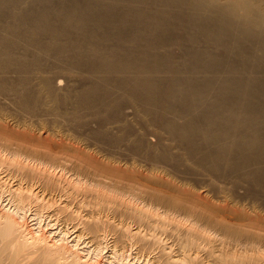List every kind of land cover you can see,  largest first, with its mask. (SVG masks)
<instances>
[{
    "label": "bare ground",
    "instance_id": "bare-ground-1",
    "mask_svg": "<svg viewBox=\"0 0 264 264\" xmlns=\"http://www.w3.org/2000/svg\"><path fill=\"white\" fill-rule=\"evenodd\" d=\"M123 1L124 0H32V2L28 1V5L26 0H0V95L3 94L5 95L4 97L10 96L16 99V101L14 100L16 102L15 110L17 109L15 113L19 112L17 114L22 119V121L20 120L22 123L19 124L18 122L17 125L21 126L22 124L21 129H24L25 132H30L25 133V136L29 135L31 137V139L25 141V143L29 145H26L22 149V145H18L19 148H9L11 150H5L10 144L4 145L1 143L0 145L3 144L6 147L4 149V146H2V148L0 146V155H2L0 157V166L3 167L4 164H6L7 166H5L8 169L13 167L18 171L26 170L24 171L25 173H17V176L19 175L21 178L23 176L25 177L22 178V180L24 179V184L25 180L31 182L30 179H28L30 177L26 179L28 176L27 174H30L29 176H32L34 179L37 176L41 177V179L47 177V180L45 179L47 182L43 179L47 183H45L47 188L48 186L51 187L54 186L55 183H58V179L60 180L58 177L59 175H52L53 172L51 169L55 168L54 170H56L59 165L53 167L54 164L52 165L50 162L54 161L53 163H55V161H58L57 155L55 156L54 154L56 153L54 148H62V145L65 144L63 143L65 140L62 141L63 137H61L63 133L55 131L52 128V130H50V128L45 129L48 128V126H44V123L43 125L38 124L41 123L38 119L37 125L31 124V121L26 123V120L31 117L34 119L36 110L39 108L42 109V107L45 108L46 106L44 107L43 104L45 103L46 105L47 102L48 104L52 103L50 106L47 105L48 110L56 115V112L59 110V108L56 107L61 100H63L59 97L60 94L57 92L59 94L57 95L56 93L59 85L61 86L60 79L57 80L56 75H61L57 74L60 71L66 72L69 69H75L85 74L86 83H83L84 86H81L82 89L80 88L81 90L76 93L73 105H71L72 103L70 104L72 108L70 109L71 111H66L74 118L78 113L80 114L83 111H89V113L96 111V114L99 115L100 118L98 119L99 123L109 119L110 113L107 111L110 108L116 109V105L114 106V104H112L114 99L111 100L113 94L119 93L120 95L117 99L122 100V87L124 88L127 86L126 88H129V90L127 89L128 91L125 92V95L135 104L138 112L148 119L149 124L154 127L158 126L160 130L164 131L172 141L183 149L182 151H184V154L181 153L182 155H185L188 159L195 160L194 164L204 169H209L210 172L214 173L217 168H222V166H229L236 171L240 169L241 172H243L242 169H248L241 177L250 182L257 181L264 186V167H262L264 164V85H260L257 79V81L247 80L248 82H245L243 80L244 78L240 80L237 78L238 76L235 77L236 74L238 75V71L241 72L246 69V65H242L246 60H255L258 63L264 64V0H156V2L152 1L153 3L151 0H141L139 3L142 4V2H146L145 6H147L149 2L150 4L152 3L151 7L155 5V10L142 12L138 10L139 8L137 9L135 7L134 3V5L130 6H134L136 8L135 11H128L127 16L125 14V17L122 19ZM134 1L136 4L138 3L136 0ZM134 1L132 0V2ZM23 4H27L28 9H26L27 6L21 8L20 6H23ZM184 6L188 7L191 13L179 11L181 7ZM199 13L206 15V17H197L196 15ZM129 21L134 25V27H130L137 28L138 30L136 31L137 33L134 31L133 37L131 36V38L127 39V36L123 33L124 30L122 32V25L125 26ZM129 24L130 23H128V25ZM128 25H126V27ZM229 29L233 31V35H227L226 32H228ZM175 30L184 32L185 37L182 38L180 35H174L173 31ZM200 37L205 38L209 43L212 42L213 45L224 51L223 54L225 58H223L226 60V64H224L225 69L219 68L218 70V66L221 63L220 61L223 62L219 54L212 57V55H208L209 52L206 53L204 50H201L202 47L199 48V43L201 41ZM123 39L128 41L127 44L130 42L131 46L132 44L134 45V48H130L128 51L125 49L127 51V56L125 57L127 58H124V62L122 61ZM184 42L189 45L188 48L184 47ZM243 43H247L252 47L257 46L258 50L260 48L261 54H259V57L256 58L255 56L253 59L249 54L250 52H246L241 46ZM176 46L182 49L184 66L187 69H185L183 73H205L208 75L211 74V76L207 75L208 77L201 80H194L195 78L191 77L192 79L187 82L176 77L171 80L168 79L167 81L164 79L161 80L160 78L157 79L156 76L161 71H169L177 76L176 73H182L181 71L184 70L181 69L180 71L179 67L170 61L171 55L169 49ZM156 50H166L167 52L166 54H164V52V56L162 57L152 56L151 53ZM258 50L257 53L259 52ZM134 55L140 56L138 57L139 59L137 58V60H134L136 59L135 57H137H134ZM236 58H239L240 61ZM122 66L124 68H122ZM215 67H217V70ZM54 70L59 72L52 73ZM225 70H227L226 73L232 75V77L230 79L225 78L226 80L223 79L221 82L219 80L217 81L220 72L222 71V73H225ZM236 70L238 71L236 72ZM247 72L249 71L247 70ZM129 74H131V76ZM243 74H246V71H243ZM247 76L250 77V75ZM11 77H13L14 80H12ZM61 89L64 90L63 88ZM227 89L230 90V92H227ZM185 91H188L190 94L185 95ZM66 95L64 94V96ZM67 102L70 101L67 100L63 104L67 105ZM63 104L59 105L63 106ZM44 110L42 109V111ZM78 110L83 111L78 112ZM110 111L111 110H109V112ZM81 115L83 116V114ZM26 116H28V118ZM49 116L51 118L50 114ZM94 116H92V118ZM25 117L26 120L24 119ZM52 117L55 118L53 115ZM85 117L86 116H84V118ZM13 118L16 119L14 116ZM57 118L58 116L55 119ZM77 119L76 117V120ZM93 120L95 121V119ZM32 121L36 120L34 119ZM89 121L92 122L91 120ZM1 122L4 123V120L0 118V124L3 125ZM5 123L2 127L0 125L2 131H6V126L10 125V123L7 125H5ZM28 129H35V134L37 132L39 134H37L38 139L32 137L33 135L31 133L33 130ZM9 130L11 133L13 132V130L11 131L8 127L7 133H10ZM43 131L51 133L50 136H48L47 133L45 135ZM61 133L62 135H60ZM51 135L56 136V141L59 142L54 140L49 141ZM64 135L68 136V134ZM35 139L38 140L39 145L41 143L44 147H37L38 149H36L35 146L31 145V142L35 141ZM224 140H230V142ZM20 141L23 140L20 138ZM17 144H14V147H16ZM209 145L212 149L208 148L210 147ZM12 146L10 145V147ZM151 157L153 158L154 156ZM48 160H51L48 164L49 166H45L43 163L44 161L48 163ZM252 166L254 168H251ZM60 167L64 169L63 166ZM218 170L217 172H222ZM217 172L216 174H218ZM234 173L236 172L234 171ZM222 174L225 175V172ZM222 174L219 176L222 177ZM63 175L60 177H63ZM21 178L16 177L18 181ZM71 181H76L74 182V186L71 183L72 187L76 190V187H79L80 180L77 181V179H73ZM60 183L61 181L59 184ZM18 184V186L14 185V187L16 186L15 188L8 186V188L3 189V186L0 187V201L5 203L2 208L0 207V264L4 259L9 261V264H64L63 262H65V264H134L132 262L129 263V260L126 261L123 253L119 254V251L117 252L114 249L120 245V250L125 251L127 245H124L128 244L127 241H129L130 244H137L139 242L145 243L146 239L141 233V236H139V231H137V234L133 232L131 234L130 231L128 232L127 228H124L126 226L124 225V227H121L123 230L125 229L126 232L121 229V233H118L120 236L118 234L116 235L120 238H117L113 226L112 228L114 231L108 228L110 227V223L108 227H106L103 223L104 220L101 221L96 217L94 219L92 218L88 223H85V221L81 222V220L80 224H78L81 225V229L79 231V228L76 230L74 229L73 233H76V235L73 234L74 237L70 239L60 228H58L57 231L55 227V233L53 232L54 229H51V227L49 231L44 229L48 226H52L50 225L51 222L47 223L45 227H42L40 222L30 225L32 227H29L25 224V219L27 217L33 218L34 221L43 216L41 215V211L43 212V210H41L39 206V208L37 207L38 201H42V198L40 199L42 194L39 191L41 194L39 196V193H35V191L31 190L30 186V188H28L24 187L26 185L22 186L20 183ZM30 184L27 183V185ZM173 192L177 194V186L176 190ZM44 194L42 196H44ZM183 195L188 196L187 192L186 194L183 193ZM190 196L192 195L189 194L188 198L191 200L192 197L190 198ZM198 196L197 194L193 197L196 198V200H191L193 206L197 208V211L195 208H192L193 206L190 208L180 203L178 205L177 203H173L174 206L176 205L174 208L185 211L184 214L186 216L183 217L184 219L185 217L188 218L186 223L190 226L185 228L184 231V228L182 230L180 224H178L177 226H180V230L176 229V226V231L174 229L175 232L172 233V235L176 234L178 236L177 239L181 238V240L182 236H184L185 238H183L185 240H182L183 242L180 240L177 241L178 245L176 251L169 248L166 250L167 252H165V250L161 252L160 250V253H158L153 260L157 264H244L243 262L245 259L249 261V264L251 261H257L259 254H263L260 252L264 250L263 216L259 215V213H257L258 211L256 212L252 207L250 211H247L248 208H242L241 210V208H237L239 206H233L231 203L227 204L228 201L224 204L222 201L224 197L220 200L222 201V206H219L220 203L218 205L209 204L210 202L209 200V203L207 202V198ZM117 202L118 201H116V203ZM233 203L234 202H232V204ZM41 204L40 202L39 205ZM120 204L121 203H119V206ZM128 204V206H130L131 203L128 201ZM124 205L126 204L124 203ZM133 205L135 204L133 203ZM169 206L167 209L171 208L172 205ZM213 206L214 208H212ZM152 207L154 208V206H151V212ZM49 208L48 206V209ZM130 208L131 207H125L127 210H130ZM142 208L145 210L146 206ZM31 210H33V213H31ZM99 210L101 209H98V211ZM123 211L125 210L123 209ZM57 212L59 213L58 210ZM130 212L131 211L128 213ZM132 212L134 217L139 218V220L135 218L139 222H141L143 218L149 219L152 215L156 216V213L150 214L147 210L143 211L139 208L132 209ZM161 213L163 214V212ZM159 216L160 214L156 217ZM217 216H219L218 220L216 219ZM46 220L48 219L46 218ZM131 220H133V218ZM149 220L152 221H147H156V219H154V221L153 219ZM228 220L234 222V224H229L227 222ZM161 221V219L158 221L161 226V228H158L162 231V229H164L162 228L163 225H166L164 222H162V224ZM142 222L145 227L146 223L144 220ZM170 223L172 224L171 220ZM140 224L142 225V223ZM150 224H147L146 229H148V225ZM54 225L56 226L57 224L55 223ZM74 228H76V226ZM119 229L120 228H118V230ZM159 229L155 231L157 232ZM122 231L129 236L122 235L124 234ZM149 231L150 229L148 232ZM164 231L165 229L163 232ZM84 236H88L89 247L84 248L83 246L82 248L81 246V248H79L80 240L83 239ZM150 236L152 238L151 241L149 240ZM150 236L148 237L149 242L147 240V247L145 246V248L144 244L142 247L140 246V252L144 248L143 250L148 254L152 248H155L153 245L160 243L161 240L158 239L153 232ZM175 237L172 238L174 239ZM122 238L125 239L122 241ZM169 238H171V236ZM215 242H218V246H222V250H224L223 247H226L227 250L225 248L224 251H218V247L215 250ZM85 244L87 246V243ZM243 245H249L250 248H240V252L234 249L242 247ZM207 246L210 247V249L207 248V250ZM204 248V251H206V253L203 252L205 256H201V252ZM228 249H234V252L236 251L239 254L236 255L235 253H231L233 251L231 250V252H229ZM219 250L221 249L219 248ZM256 252L259 253L258 256ZM244 253L245 255L249 253L250 256L255 253L256 259H249L247 255L245 258V255H243ZM262 259H264V257H262ZM262 259L260 258V260Z\"/></svg>",
    "mask_w": 264,
    "mask_h": 264
},
{
    "label": "rangeland",
    "instance_id": "rangeland-1",
    "mask_svg": "<svg viewBox=\"0 0 264 264\" xmlns=\"http://www.w3.org/2000/svg\"><path fill=\"white\" fill-rule=\"evenodd\" d=\"M28 1L32 2V0H28ZM28 1L26 0V3ZM124 1L122 3V15H123L122 19L125 17V14L127 16L128 11L134 12L136 8L137 9L139 8L138 10L142 11V12L143 11L144 12L145 11H152L153 9L155 10V8H156L155 5L153 7H151L152 3L156 2V0H151V2L153 1L151 4L148 1L149 3H147V6H145L146 2L145 3L142 2V4H141V3H139V1H141V0H136L138 2L137 4H139L141 7L139 5H137L134 0H133L134 2H132V0H124ZM158 1H160V0H158ZM158 1H157V4H158ZM29 2H28V5H29ZM134 3H135L136 8L134 6H130V5H134ZM28 5L23 4V6H20V7L23 8V7L27 6L26 9H28ZM127 6H128V8H127ZM129 7H131V8H129ZM132 7H134V8H132ZM142 7H144V8H142ZM141 9H143V10H141ZM179 11H182L184 13H191L190 9L188 7H185V6L181 7V10H179ZM196 16L199 18H205L206 17V15L200 14V13L197 14ZM128 23H130V24L128 25ZM128 23H126L125 26L122 25V32L124 30L123 33L125 34V36H127V39L131 38V36L133 37L134 31L136 32L138 30L137 28H131L130 27V26L134 27V25L131 21H129ZM126 25H128V26L126 27ZM135 27H137V26H135ZM226 33H227V35H233L232 34L233 31L231 29H229V31ZM173 34L174 35L176 34V36L180 35V37H182V38L185 37V35H184L185 33L181 32L179 30L173 31ZM125 36H124V38H125ZM200 39H201V41L199 43L200 44L199 48L202 47L201 50H204L206 53L209 52L208 55H210V56L212 55V57L219 54L220 58L223 59V62L220 61L221 63L218 66V70H219V68L225 69L224 64H226V60H224V58H225L224 54H223L224 51L221 48L213 45L212 42H210V43L207 42V40L205 38L200 37ZM127 42L128 41H125L124 39L122 40V61L123 62L125 60L124 58H127V57H125V56H127L126 52L130 48H134L133 44L131 46L130 42H129L130 45L127 44ZM183 45L186 48L189 47V45L186 42H184ZM241 46L244 48V50L246 52H250L249 54L251 55V57H253V59L255 56L257 58V57H259V54H261V51H260L261 49L259 48V50H258L257 46L252 47L247 43L246 44L243 43V44H241ZM256 48L260 53L259 52L257 53ZM169 50H170L169 52L171 55L170 61H172L174 65L178 66L180 71H181V69H184V70L181 71L182 73H180V72L176 73V75L179 77L173 75V73H170L169 71H168L169 72L168 73L166 70H164L166 72L161 71L163 73L160 72L161 73V74L159 73L160 75L157 74V76H156L157 79L160 78L161 80L164 79L167 81L168 79L171 80L172 78L176 77V78H180V79L184 80L185 82H187L188 80L192 79L191 77H194L195 78V79L193 78L194 80H201V79H205V77L211 76V74L208 75L205 73H195V74L183 73L185 71L186 67L184 66L185 63L183 61L184 59H183L182 49L176 46V47L170 48ZM210 51H212V52H210ZM166 52H167L166 50L165 51H163V50L157 51L156 50V51H153L151 53V55L157 56V57H162V56H164L163 53L166 54ZM153 53H154V55H153ZM135 56H137V55H134V57ZM138 57H140V56H137V57H135L136 59H134V58L133 59L137 60ZM236 59L238 61H240L239 58H236ZM244 64L246 65V67H245L246 69L245 70L239 69V70H242L241 72L236 70V72L238 71L237 72L238 75L235 73L236 74L235 77L238 76L237 78H239L240 80H242L244 78L243 80L245 82L247 80L250 81V80H256L257 79L258 81L257 80L256 81L259 82L260 85L263 86L264 85L263 84L264 83V64L258 63L255 60L254 61H251V60L247 61L246 60L245 63H242V65H244ZM240 67H241V65H240ZM122 68H124V67L122 66ZM215 69L217 70V67H215ZM247 70L249 72H247ZM126 71H128V70H126ZM226 71L227 70H225V73H222V71L220 72V74H219L220 76H218V79L216 78L217 81L219 80L221 82L225 78L230 79L232 77V75L227 74ZM243 71H246V74H243ZM53 72L55 73V72H59V71L54 70V71H52V73ZM60 72L57 74L58 75L61 74V75H59V76L56 75V79L57 80L60 79L59 81L61 83V86L59 85V88L57 87L58 89H57L56 93L58 92L60 95L58 93H57V95H59V97H61L63 100L65 98V100L64 101L61 100L62 103L60 102L59 104H63L67 100L70 102H67V105L63 104V106L62 105L60 106L58 104L56 108H59V110L56 112V115L48 110L47 105L50 106V105H52V103L49 102L50 104H48V102H47L46 105H45V103L43 104L44 107L46 106L45 108L42 107L43 110L45 109L44 111H42L41 108L36 110V112H35L36 116H34L35 117L34 119L36 121H32V120H34L33 117H31L29 119L28 116H26L29 121L26 120V117L24 118L26 120V123H29L31 121L30 122L31 124L33 123L36 125H37V122H38L37 119H38V120H40L39 122H41L38 124L43 125V123H44V126L45 125H46V127L48 126V128H45V129L50 128V130L53 129L55 131L63 133V135H62V133L60 135H62L61 136V137H63L62 141L65 140L63 143H65L66 145L65 144L62 145V148H59V147L54 148V151H56V153H54V154H55V156L57 155L56 157L58 158V161H55V163H53L54 161L50 162L51 160L50 161L48 160V163H46L47 161H44V163H43L45 166H49L48 165L49 162L52 163V165L54 164L53 167H56L57 165H59V166H57L59 169L56 168V170H54L55 168H53V169H51V171L53 172L52 175H54V176L59 175L58 177L60 178V180L58 179V183H55L54 186H51V187L48 186V188H47L45 186V183L47 182L46 181L47 177L44 176L46 180L44 178L41 179V177H38V176L35 177V179H34L32 176H29L30 174H27L28 176L26 177V179L28 177H30L28 179H30L31 182H29V180L28 181L25 180V184H24V179L22 180V178L24 176L21 178V176H19V175L17 176V173H21V172L25 173L24 171H26V170L18 171L16 169H14L13 167L8 169L6 167L7 166L6 164H4L3 167L0 166V187L3 186L2 187L3 189L8 188V186H10L11 188H15L16 186L19 185L18 183H20V185H22V186L26 185L24 187H28V188L31 187V190L35 191V193L38 192L39 196L41 194L43 195L45 193L44 196L41 195L40 199L42 198L41 199L42 201L39 200L38 205H37V207L39 206L40 209L43 210V212L41 211V215H43V216L40 217V219H37L34 221H33V218L31 219L30 217L29 218L27 217L25 219V224H27V226L32 227L30 225H33L35 223L37 224V222H40V225L42 227H45V225L47 223L51 222L50 225H52V226H48L44 229L49 231L50 227H51V229L52 228L54 229L56 227L57 231H58V228H60L61 231H63V233H66L67 237H69V239H70V238L74 237L73 234L76 235V233H73L74 229L76 230L77 228H79L78 231L81 229V227H80L81 225H78V224H80L81 220H82L81 222L85 221V223H88L92 218L94 219L95 217L97 219L99 218V220H101V221L104 220L103 223H104V225H106V227H108V224L110 223V227H108V228L109 229L110 228L115 229V232H114L115 236L118 233L119 234L121 233V229L123 230V228L121 226L124 227V225H126L124 228L125 229L127 228L128 232L130 231L131 234H132V232L137 234V231H139L138 232L139 236H141V234H143L144 238L146 239L145 240L146 242L145 243L139 242L137 244H130V242L126 240L128 244L124 245V246L127 245V247L125 248V251L124 250L121 251L120 245H118V244H117L118 247L114 250H116L117 252L119 251V254L123 253L124 258L126 259V261L129 260V263L132 262L134 264H145V263L146 264H157L153 259H154V257L157 256L158 253H160L159 252L160 250H161V252H163L164 250H165V252H167L166 250L169 248L172 250L174 249L173 251H176V248L178 245L177 241L178 240H180V241L185 240L184 236H182V240H181L180 237H179L180 239H177L178 236L176 234L172 235V233H174L176 231V229L180 230V226H181L182 230L184 228V231H185V228H188V226H190L188 223H186V220H188V218L185 217V219H184V217H183V216H186L184 214L185 211L182 209L174 208L176 205L174 206L173 203H175V204L177 203V205L180 203L181 205H186V206L191 208L193 206V203L191 200H196V198H193V197L198 194L199 196H203V197L207 198L206 200H207V202L209 200V202H210V203L208 202L209 204L212 203L214 205L215 204L218 205L220 203L219 206H222L221 205L222 201L224 202V204L227 203V201H228L227 204L231 203V205H233V206H236V207L239 206L237 208H239V209L241 208V210H242V208H244V209L248 208L247 211H250V209L252 207L253 210H255L256 212L258 211L257 213H259V215L263 216V218H264V186L261 185L260 183H258L257 181L250 182L247 179L241 177L242 175H244V173L248 169H246V170L242 169L243 172H241V170L239 169L238 170L239 172H238L236 170L231 169V167H229V166H222V168L219 167L216 169V172L218 169H220L222 172H217L218 174H216V172L215 173L210 172L209 169H204L203 167H200V166H197L196 164H194L195 160L188 159V157L181 154V153L184 154V151H182L183 149L180 148L178 144H176L174 141H172V139L169 138L164 133V131L160 130V128H158V126L154 127L153 125L149 124L148 119H146L140 112H138L135 104L129 98H127V96L125 95L126 94L125 92H127L129 90V88H126L127 86L124 87L126 89H124L122 87V90H123L122 91V100L117 99L118 96L120 95L119 93L113 94V97L111 98V100L114 99L112 104H114V106L116 105L115 106L116 109L110 108L109 110H111V111L110 112H109V110L107 111L108 113H110L109 119H106V120L102 121L101 123H99L98 119H100V118H99V115L96 114V111L89 113V111H83V110L79 111L78 110V112H82V111L83 112L80 114L78 113V115L76 116L78 119L76 120V117L74 118L68 112H70L71 111L70 109H72L70 104L72 103L71 105H73L74 97H75L76 93H78L82 89L81 86L82 87L84 86L83 83H86L85 82L86 76L84 73H83L84 74L83 75L80 71L75 70V69H72V70L69 69L66 72L65 71H60ZM129 75L131 76V74H129ZM247 75H250V77ZM13 77H11L12 80H14ZM57 77H59V78H57ZM251 77H252V79H251ZM61 88H63L64 90H62ZM68 89L71 90L73 93L71 91H69ZM65 90H67V91H65ZM62 91L68 92V93H64ZM227 92H230V90H228ZM185 93H186L185 95L190 94V93H188V91H185ZM64 94L65 95L67 94V95L64 96ZM70 95H71V97H70ZM4 96L5 95H3V94L0 95V114H1L0 118H1V120H4V123L6 122V119H7L8 123L6 122L5 125H7L9 123H10V125L6 126L7 127L6 131H4V130L2 131L0 129L1 130L0 131V138H1L0 144L1 143H3L4 145L10 144L11 146L12 145L13 146L10 147V145L9 146L7 145L8 147H6L3 144L0 146H1V148H2V146H4L3 147L4 149L6 147L5 150H7L9 148H11V149L12 148H14V149L19 148L18 145H20V146L22 145L21 146V149H22L26 145H29V144L25 143L26 140L31 139V137L29 135L25 136V133H28L29 131L25 132L24 129H21L22 124H21V126L17 125L18 122H19V124L22 123L21 122L22 119L17 114L19 112L15 113L17 110V109L15 110L16 99H14L13 97L11 98L10 96H7V97H4ZM62 96H64V97H62ZM10 98H11V100H10ZM13 103H14V105H13ZM58 106H60L62 108H60ZM66 111H68V112H66ZM3 112H5V113H3ZM87 113H88V115H87ZM5 114H7V115H5ZM10 114L11 115L13 114V115L11 116ZM49 114L51 115V118H50ZM81 114H83V116ZM47 115H48V117H47ZM52 115L55 116V118L58 116L59 119L58 118L55 119L54 117H52ZM3 116H5V117H3ZM13 116L16 117V119L13 118ZM39 116H40V118H39ZM84 116H86V117L84 118ZM89 116L91 118H92V116H94V117L91 119ZM111 116H113V117H111ZM36 117H38V118H36ZM24 119H23V121L25 122ZM88 119L91 120L92 122H90ZM93 119H95V121ZM17 120H19V121H17ZM14 121H17V122H14ZM71 121H72V123H71ZM1 123L3 124V125L0 124L1 127L4 126V123L3 122H1ZM11 123H13L14 125ZM15 126H17V127H15ZM56 126H57V128H56ZM8 127H9V129H11V131L15 128L14 129L15 131L13 130V132L11 133L9 130L10 133H7ZM28 130H33V129H28ZM34 130L31 133L33 135L32 137L37 138L38 132L35 134ZM43 132H45V131H43ZM6 133H7V135H6ZM15 133H17V134H15ZM46 133L48 136H50V134H51L49 132H45V135H46ZM64 134H68V136L64 135ZM69 134H70V136H69ZM9 137H10V139H9ZM54 137H55V139H54ZM61 137H60V139H61ZM164 137H166V138H164ZM20 138L23 141H20ZM70 138H73V139H70ZM51 140L56 141L57 140L56 136L51 135V137H49V141H51ZM35 141H32L31 142L32 144L31 143L30 144L35 146L36 149L44 147L43 145H41V143L39 145L38 140L35 139ZM75 141H76V143H75ZM224 141H226V140H224ZM228 141L230 142V140H228ZM228 141H226V142H228ZM16 142L19 144H17ZM56 142H59V141H56ZM12 143L17 144V146L15 145L16 147H14V144H12ZM222 143H223V141H222ZM67 145H69V146H67ZM208 148H211V146ZM11 149H9V150H11ZM144 149H146V150H144ZM1 156L2 155H0V157ZM151 156H154V157L152 158ZM65 160H66V162H65ZM57 162H58V164H57ZM59 163H61L62 165ZM60 166H63L64 169ZM262 167H264V164ZM60 168H61V171H60ZM202 168H203V170H202ZM251 168H254V167L252 166ZM220 170H218V171H220ZM57 171L59 172V174ZM62 171H64V172H62ZM234 171L238 174L234 173ZM224 172H225V175L222 174ZM239 173H240V175H239ZM12 174H13V176H15V175L16 176L13 177ZM220 174H222V177L219 176ZM62 175H63V177L65 176L66 179H65V177L64 178L60 177ZM16 177L21 178V179L18 181V179H16ZM31 177H32V179H31ZM135 177L138 179H136ZM38 178H39V180H38ZM73 179L74 180L77 179V181L80 180L79 181L80 182L79 187L78 188L76 187V190L72 187V184L74 186V182H76V181H71ZM60 181H61V183L59 184ZM26 182L28 184H30V183L31 184L27 185ZM14 185H16V186L14 187ZM176 186H177V194H176V192H173L174 190H176ZM45 187H46V189H45ZM0 190H1V188H0ZM42 190H44V191H42ZM39 191L41 192V194ZM186 192H187L188 196L183 195V193L186 194ZM180 194H182V195H180ZM189 194L192 195V196H190V198L192 197L191 200L188 198ZM161 197H163L164 200ZM223 197H224V200H222ZM171 198H172V200H171ZM225 198H226V200H225ZM133 199H134V201H133ZM153 199H154V201H153ZM220 200H222V201H220ZM116 201H118V202L116 203ZM128 201H129V203H131L130 206H128L129 205ZM172 201H174V202H172ZM231 201L234 203L232 204ZM40 202L42 203L41 205H39ZM119 203H121L120 206H119ZM122 203H123V205H122ZM124 203L126 205H124ZM133 203L135 205H133ZM157 203H158V205H157ZM170 203L173 207L170 205ZM103 204H104V206H103ZM0 205H1L0 207L2 208L5 205V203L3 201H0ZM100 205H102V206H100ZM152 205L154 206V208L152 207V212H151V206ZM161 205H162V208H161ZM169 205L171 206V208L167 209V207ZM42 206H44V207L46 206L45 207L46 210ZM48 206L50 207L49 209H48ZM107 206H109V207H107ZM143 206H144V208L146 206L145 210L142 208ZM99 207H101V208H99ZM125 207H131L132 209H138L139 208L140 210H143V211L147 210V212H149L150 214L156 213V216H158L159 214H160V216L156 217V216L152 215L153 218L149 217V219H153V221H154V219H156V221H154V222H148V221H152V220H149L148 218H143V219H141V222H139L138 221L139 218L134 217V215H132V213H133L132 209L131 208H130V210L128 209L129 211H131L130 213H128L129 211L127 209H125ZM192 208H195V210L197 209L195 206H193ZM212 208H214V206ZM98 209H101V210L98 211ZM123 209L126 212L123 211ZM57 210L59 211V213L57 212ZM161 212H163V214ZM31 213H33V210H31ZM219 216L216 217L217 220L219 219L218 218ZM46 218L48 220H46ZM132 218H133V220H131ZM135 218H138V220ZM134 219H135V221H134ZM160 219L162 220L161 223L164 222L166 225V226L163 225V227H162L165 229L164 232H163L164 229H162V231H161V229H159V228H161V226L159 224L160 222H158V221H160ZM176 219H178V220H176ZM105 220H106V222H105ZM143 220L146 223L145 227L143 225L144 223L142 222ZM166 220H167V222H166ZM170 220H171L172 224L170 223ZM174 220L176 223L174 222ZM78 221H79V223H78ZM227 222L229 224H232V223L234 224V222H231L229 220ZM55 223L57 224L56 226L54 225ZM140 223H142V225ZM147 224H150V225H148V229H146ZM168 224H169V226H168ZM178 224H180V226H177ZM53 225H54V227H53ZM139 225H140V227H139ZM153 225L157 229L154 228ZM75 226H76V228H74ZM112 226H113V228H112ZM150 226H152V227H150ZM175 227H176V229H175ZM108 228H107V230H108ZM118 228H120V229L118 230ZM153 228H154V230H153ZM114 229H113V231H114ZM125 229L123 231H125ZM149 229H150V231L148 232ZM158 229H159V231L156 232L155 230H158ZM172 229H173V231H172ZM174 229H175V231H174ZM230 230H232V229H230ZM123 231H122V233H124ZM53 232L55 233L56 229H54ZM152 232L154 233V235L158 239L161 240L160 243L153 245V247H155V248L154 249L152 248V250H151L152 252L149 251L148 254H146V252L143 250L144 248L140 252V249L143 246V244H144V247L145 246L147 247V245H148L147 243L149 242V240L151 241L152 235L150 236V234H152ZM189 232H190V230H189ZM165 234H166V236H165ZM122 235H126L127 237L129 236L126 233H124ZM119 236H116V237L120 238ZM170 236H171V238L175 237V236L176 237L174 239L173 238L171 239V238H169ZM87 237L88 236H84L83 239L80 240L79 248H81V246H82V248H83V246H84V248L89 247ZM148 237H149V240H148ZM123 239H125V238H122V241H123ZM147 240H148V242H147ZM85 243H87V246ZM215 243L217 244L218 242H215ZM215 243H214V245H215L214 249L215 250L217 247H218L217 248L218 251H224L225 250L226 247H223L224 250H222V246L221 245L218 246V244L216 246ZM160 245H161V247H160ZM122 247H123V245H122ZM243 247H247L248 249L250 248L249 245H243L242 247H237L238 249L237 248H234V249L237 252H240L239 249L243 248ZM160 248H162V249H160ZM207 248L210 249V247H208V246L206 247V249ZM219 248L221 250H219ZM234 249H228V250H229V252H231V250H232L233 252H231V253H235L236 255H238L239 253H237L236 251L234 252ZM204 250H205V248L201 252V256H203V255L205 256L206 251H204ZM226 250H227V248H226ZM203 252H205V253H203ZM249 252H251V251H249ZM260 253L264 254V250H262ZM258 254L259 253H257V256H258ZM263 254L262 255L259 254V256H258L259 258L257 257V261H251V263H249V264H253V263L264 264V259H262V257H264ZM243 255H245V253ZM246 255L248 256L249 259H254V260L256 259L255 253L251 254V256L249 253H247ZM246 255L244 256L245 258L247 257ZM126 256H128V257H126ZM260 258L263 260V262H262V260H260ZM248 262L249 261H247V259H245L243 263L248 264ZM63 263L65 264V262H63ZM209 263H211V262H209ZM1 264H9V261L4 259L1 261Z\"/></svg>",
    "mask_w": 264,
    "mask_h": 264
}]
</instances>
